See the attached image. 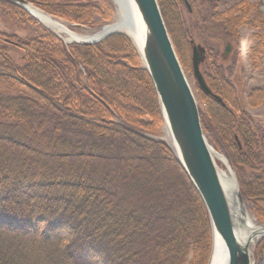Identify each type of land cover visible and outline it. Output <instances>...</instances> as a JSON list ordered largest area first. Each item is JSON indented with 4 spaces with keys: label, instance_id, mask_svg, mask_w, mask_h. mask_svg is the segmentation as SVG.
Returning a JSON list of instances; mask_svg holds the SVG:
<instances>
[{
    "label": "trees",
    "instance_id": "1",
    "mask_svg": "<svg viewBox=\"0 0 264 264\" xmlns=\"http://www.w3.org/2000/svg\"><path fill=\"white\" fill-rule=\"evenodd\" d=\"M29 1L78 13L71 0ZM159 2L168 29L181 0H166L170 10ZM232 14L218 15L226 29ZM40 37L24 43L19 64L4 48L0 59V264H205L209 219L198 193L167 145L138 131L144 115H158L147 72L115 61L122 50L108 42L68 52ZM216 76L205 81L228 105L201 98L215 125L238 132L233 162L252 171L239 174L240 192L264 221V128L226 99L218 67ZM255 264H264V238Z\"/></svg>",
    "mask_w": 264,
    "mask_h": 264
},
{
    "label": "rangeland",
    "instance_id": "2",
    "mask_svg": "<svg viewBox=\"0 0 264 264\" xmlns=\"http://www.w3.org/2000/svg\"><path fill=\"white\" fill-rule=\"evenodd\" d=\"M51 1L55 2L57 0ZM71 1L77 2L78 7L74 8L78 11L77 16L74 15L73 9L67 10L63 14L55 15L51 13L49 7H47V10L39 7L33 1L29 2L82 35L87 33H89L88 35L96 34L103 27L116 21L115 9L111 0ZM157 1L161 10L160 2L159 0ZM163 4L167 10H170L166 0H163ZM228 10H233V14L230 15L229 21L227 19L229 26L226 29L224 23L218 21L217 18L219 13ZM173 12L177 17V21L170 19L171 16L168 17L167 14V31L169 30L168 34L174 50L196 99L200 118H202L203 114H206V117H204V136L207 143L211 144V148L213 147L214 150H212L226 158L227 166L232 170L234 183L237 184L239 190V174L240 177L247 178L252 171L246 167L239 166V163L235 164L233 162L234 145L237 144L239 148L238 132L230 129L229 134L226 133L224 128L220 125H215L211 121L209 114H207L205 102L201 98L200 90H198L192 75L191 45L189 41L193 40L195 44L205 48V57L199 67L204 79L205 77H211L213 82L218 81L216 67L220 68L223 78L228 84H225L224 87L228 91L226 99L232 100V98H236L237 101L234 104L240 106L244 112L243 114L251 118L253 126L264 128V0H181L180 5ZM47 32L53 36V39L59 40L64 46L63 48H66L68 52H72L70 48L73 45L93 46L102 43L104 49H106L108 42L113 48H121L122 50L116 56L115 61L122 63L126 67L132 66L146 73L135 46L118 32L107 35L94 44L84 45L78 43V41L66 43L35 20L20 5L7 6L3 3L0 4V59L3 56L2 49L4 48L6 57L13 63L19 64L26 50H30L24 43L30 42L32 44L34 39ZM10 40L15 41L18 46L8 44L7 41ZM103 41H106L105 44ZM30 43L28 44L29 47L31 46ZM227 44L230 45V49L227 53H224V48ZM111 56L114 55L111 54ZM141 98L147 99L144 94ZM223 102L226 104L229 101L226 102L225 100ZM157 105L158 115H144L141 124L145 126V129H138V131L154 141L167 145V134L158 100ZM236 116H239V112H236ZM3 120L5 121L6 118H2L0 114V121ZM62 134L70 138H81V136H76L68 127L64 128ZM167 148L174 157L168 145ZM214 159L220 171L226 169V165L217 158L214 157ZM225 184L231 193L227 181H225ZM243 202L255 223L258 226H264V221L258 219L251 206L247 202ZM211 236L209 223L210 243L206 262L212 246ZM261 239L259 238L258 242ZM252 251L255 259V247ZM187 260H190V255Z\"/></svg>",
    "mask_w": 264,
    "mask_h": 264
},
{
    "label": "water",
    "instance_id": "3",
    "mask_svg": "<svg viewBox=\"0 0 264 264\" xmlns=\"http://www.w3.org/2000/svg\"><path fill=\"white\" fill-rule=\"evenodd\" d=\"M24 9L27 0H8ZM144 30L141 61L153 84L164 125L168 127L172 143L167 140L175 160L187 175L198 193L209 218L211 234L223 242L226 256L222 264H255L249 243H242L235 219L233 199L221 171L219 170L211 147L204 137L196 99L184 75L182 66L174 50L164 23L157 0H133ZM116 31H107L106 26L90 40L78 43L94 44ZM119 33V32H118ZM191 45L192 75L198 89L204 95L225 106L221 97L207 85L200 71L205 57V48L189 41ZM230 45L224 48L227 53ZM235 182V181H234ZM236 184V183H235ZM237 187V198H243ZM260 228V239L264 237V226ZM251 235H255L252 233ZM212 249V246H211Z\"/></svg>",
    "mask_w": 264,
    "mask_h": 264
},
{
    "label": "bare ground",
    "instance_id": "4",
    "mask_svg": "<svg viewBox=\"0 0 264 264\" xmlns=\"http://www.w3.org/2000/svg\"><path fill=\"white\" fill-rule=\"evenodd\" d=\"M4 1L15 4L14 2L8 0H4ZM111 2L114 5L116 21L106 26V30L107 31L113 30L119 32L120 34L124 35L138 50H140L144 40V30H143L144 27H142L141 25L139 13L137 11V8L133 0H111ZM25 7H26L25 10L35 20H37L40 24H42L44 27L49 29L52 33H54L57 37H59L61 40H63L66 43L72 41L90 40L91 36H93V35H88L89 33L85 35L77 33L76 31L72 30L68 25L58 20L57 18H54L53 16L47 14L46 12L42 11L40 8L36 7L33 3L29 1ZM139 53L141 55V58L143 59L141 51H139ZM165 131L167 134L166 138L171 144L172 143L170 138L171 136L167 125L165 126ZM208 145L209 147H211V144L209 142ZM211 149H213V147ZM213 155L215 158L220 160L224 165H226V169H223L221 171V176L223 177V179H225V181H227L231 190V197L233 199V205L235 209V219L238 224V232L240 235L239 239L242 243L248 242L250 245V249L252 251L254 250L255 244L258 243V239L260 238L259 235L260 228L255 223L253 217L251 216L244 202H240L237 198V187L236 184L234 183L233 172L230 169V167L227 166L228 164L226 163V158L222 154H219L218 152L215 151H213ZM252 233H254L255 235L254 236L251 235ZM211 240H212L211 241L212 249L210 250L206 263L222 264L226 256L225 246L217 235H214V238L211 236Z\"/></svg>",
    "mask_w": 264,
    "mask_h": 264
}]
</instances>
